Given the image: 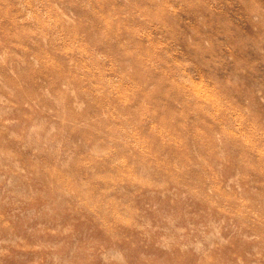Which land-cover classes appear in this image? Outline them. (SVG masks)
Instances as JSON below:
<instances>
[{"label": "rangeland", "instance_id": "rangeland-1", "mask_svg": "<svg viewBox=\"0 0 264 264\" xmlns=\"http://www.w3.org/2000/svg\"><path fill=\"white\" fill-rule=\"evenodd\" d=\"M0 264H264V0H0Z\"/></svg>", "mask_w": 264, "mask_h": 264}, {"label": "bare ground", "instance_id": "bare-ground-1", "mask_svg": "<svg viewBox=\"0 0 264 264\" xmlns=\"http://www.w3.org/2000/svg\"><path fill=\"white\" fill-rule=\"evenodd\" d=\"M101 8H102V7H101ZM104 16H105V15H104ZM107 19H108V18H107ZM112 19H113V18H112ZM112 19H111V20H112ZM109 20H110V19H109ZM107 21H108V20H107ZM108 24H109V23H108ZM16 36H17V35H16ZM8 78H9V77H8ZM138 85H139V84H138ZM115 95H116V94H115ZM109 98H110V97H109ZM105 99H106V98H105ZM122 100H123V99H122ZM108 101H109V100H108ZM144 111H145V110H144ZM160 120H161V119H160ZM178 120H179V119H178ZM181 121H182V120H181ZM137 122H138V121H137ZM137 122H136V123H137ZM182 122H183V121H182ZM116 134H117V133H116ZM124 136H125V135H124ZM118 137H119V136H118ZM125 138H127V137H125ZM54 176H56V175H54ZM59 179H60V177H59Z\"/></svg>", "mask_w": 264, "mask_h": 264}]
</instances>
